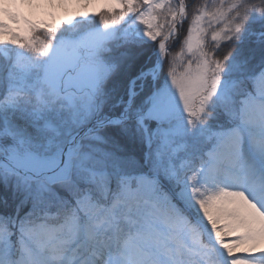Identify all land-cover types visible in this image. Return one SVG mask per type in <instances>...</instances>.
<instances>
[{
  "label": "snow or ice",
  "instance_id": "snow-or-ice-1",
  "mask_svg": "<svg viewBox=\"0 0 264 264\" xmlns=\"http://www.w3.org/2000/svg\"><path fill=\"white\" fill-rule=\"evenodd\" d=\"M75 2L0 0V264H264V0Z\"/></svg>",
  "mask_w": 264,
  "mask_h": 264
},
{
  "label": "rangeland",
  "instance_id": "rangeland-1",
  "mask_svg": "<svg viewBox=\"0 0 264 264\" xmlns=\"http://www.w3.org/2000/svg\"><path fill=\"white\" fill-rule=\"evenodd\" d=\"M5 6L8 7L9 11H19L25 18L37 24H55L68 18L73 13L82 14L84 12L96 11L101 5L100 3H95L94 5L85 7L83 2L77 4L75 0H72L67 5H60L54 0V5H49L45 3V0H39L38 4L34 0L32 7L24 6L17 9L7 4Z\"/></svg>",
  "mask_w": 264,
  "mask_h": 264
}]
</instances>
